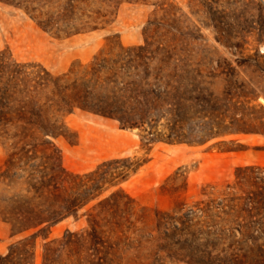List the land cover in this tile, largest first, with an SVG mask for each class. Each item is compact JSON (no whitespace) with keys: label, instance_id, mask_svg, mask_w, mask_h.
<instances>
[{"label":"trees","instance_id":"trees-1","mask_svg":"<svg viewBox=\"0 0 264 264\" xmlns=\"http://www.w3.org/2000/svg\"><path fill=\"white\" fill-rule=\"evenodd\" d=\"M0 1L58 35L107 24L118 2ZM91 3L98 6L89 8ZM151 45L120 46L114 56L95 55L77 72L61 75L0 51V130L18 140L0 167V184L7 192L0 216L12 236L24 234L0 253V264H35L38 237L44 240L40 264H264V186L253 192L252 206L245 208L244 202L239 207L248 211L249 220L234 226L238 235L220 228L215 234L206 231L198 241L189 224L192 209L177 217L159 216L158 211L152 216L120 187L105 194L139 166L129 157L102 161L83 173L62 166L51 137H67L64 117L76 108L113 118L121 128L141 129L144 144L205 143L244 131L225 123L230 99L207 92L189 73L188 63L170 54V44ZM161 118L170 129L166 136L153 130ZM194 119L199 136L184 134L185 125L195 129L190 126ZM252 209L260 217L251 219ZM69 218L83 223L49 236L52 226ZM148 222L154 226L147 228ZM169 222L170 231L165 226Z\"/></svg>","mask_w":264,"mask_h":264},{"label":"rangeland","instance_id":"rangeland-1","mask_svg":"<svg viewBox=\"0 0 264 264\" xmlns=\"http://www.w3.org/2000/svg\"><path fill=\"white\" fill-rule=\"evenodd\" d=\"M97 6L91 3L89 8ZM109 19L96 29L58 35L41 29L22 9L0 1V51L61 75L70 69L77 72L95 55L114 56L120 46L170 44V54L188 63L189 73L207 92L236 104L235 109L228 103L225 123L244 131L205 143L144 144L141 129L121 128L113 118L76 108L64 117L67 137H51L62 166L83 173L102 161L129 157L139 166L105 194L120 187L152 216L158 211L159 216L177 217L192 209L189 224L198 241L206 231L215 234L220 228L238 235L234 226L249 220L248 211L239 207L244 202L245 208L252 206L253 192L264 186V0H118ZM155 126L161 136L170 132L165 118ZM181 130L199 136L196 126ZM17 141L0 130V167ZM6 193L0 184V204ZM250 212L251 219L264 214ZM82 223L69 218L52 226L49 236ZM152 226L154 222H148L147 228ZM165 226L170 231L173 224ZM22 235L12 236L0 216V253ZM43 242L36 239L35 264H40Z\"/></svg>","mask_w":264,"mask_h":264}]
</instances>
